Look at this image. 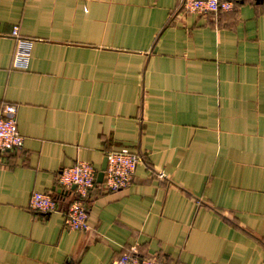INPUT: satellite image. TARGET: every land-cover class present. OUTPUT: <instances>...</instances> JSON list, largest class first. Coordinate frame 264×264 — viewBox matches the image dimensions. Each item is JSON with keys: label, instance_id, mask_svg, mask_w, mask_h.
I'll use <instances>...</instances> for the list:
<instances>
[{"label": "crops", "instance_id": "1", "mask_svg": "<svg viewBox=\"0 0 264 264\" xmlns=\"http://www.w3.org/2000/svg\"><path fill=\"white\" fill-rule=\"evenodd\" d=\"M0 103L24 139L0 159V264H264V0H0ZM121 149L131 185L97 186L89 229L67 231L60 170ZM35 192L58 212H31Z\"/></svg>", "mask_w": 264, "mask_h": 264}, {"label": "built area", "instance_id": "2", "mask_svg": "<svg viewBox=\"0 0 264 264\" xmlns=\"http://www.w3.org/2000/svg\"><path fill=\"white\" fill-rule=\"evenodd\" d=\"M189 14L219 15L232 12L236 4L261 0H177ZM11 36L16 40V50L12 65L17 69H26L30 57V42L19 36L18 27H14ZM24 139L17 129L16 106L0 103V159L9 151L21 150ZM107 164L102 184H97L98 171L89 163L76 161L70 168H63L57 176L60 193L72 191L73 199L63 212V225L67 231L88 230L87 202L97 186H103L108 192H116L131 185L139 157L127 149L109 151L105 154ZM161 179L162 174L158 175ZM74 189L72 190V188ZM28 209L35 214L47 217L58 212L57 200L48 193L32 194ZM113 264H165L153 258H141L136 251L124 255Z\"/></svg>", "mask_w": 264, "mask_h": 264}, {"label": "water", "instance_id": "3", "mask_svg": "<svg viewBox=\"0 0 264 264\" xmlns=\"http://www.w3.org/2000/svg\"><path fill=\"white\" fill-rule=\"evenodd\" d=\"M106 164H107V160L106 157L103 159L100 170L97 173V178H96V182L97 184H102L103 182V178H104V171L106 169ZM74 189V187L72 188V190ZM57 192L60 193V190H58Z\"/></svg>", "mask_w": 264, "mask_h": 264}, {"label": "trees", "instance_id": "4", "mask_svg": "<svg viewBox=\"0 0 264 264\" xmlns=\"http://www.w3.org/2000/svg\"><path fill=\"white\" fill-rule=\"evenodd\" d=\"M141 257V256H140ZM141 258H144V257H141ZM166 264V263H165Z\"/></svg>", "mask_w": 264, "mask_h": 264}]
</instances>
